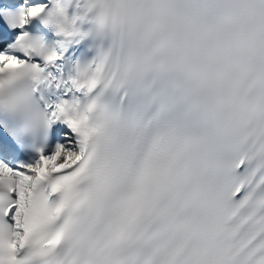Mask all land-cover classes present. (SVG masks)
Here are the masks:
<instances>
[{
  "label": "snow or ice",
  "instance_id": "6c2138e0",
  "mask_svg": "<svg viewBox=\"0 0 264 264\" xmlns=\"http://www.w3.org/2000/svg\"><path fill=\"white\" fill-rule=\"evenodd\" d=\"M0 264H264V0H0Z\"/></svg>",
  "mask_w": 264,
  "mask_h": 264
}]
</instances>
